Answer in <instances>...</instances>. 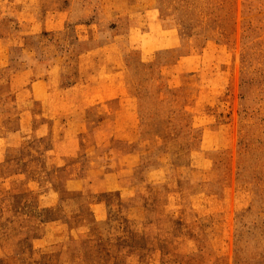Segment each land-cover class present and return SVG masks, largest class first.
<instances>
[{
	"label": "rangeland",
	"instance_id": "rangeland-1",
	"mask_svg": "<svg viewBox=\"0 0 264 264\" xmlns=\"http://www.w3.org/2000/svg\"><path fill=\"white\" fill-rule=\"evenodd\" d=\"M0 264H264V0H0Z\"/></svg>",
	"mask_w": 264,
	"mask_h": 264
}]
</instances>
